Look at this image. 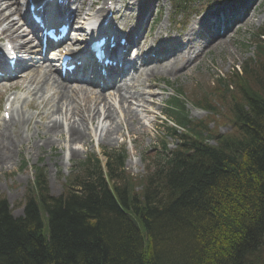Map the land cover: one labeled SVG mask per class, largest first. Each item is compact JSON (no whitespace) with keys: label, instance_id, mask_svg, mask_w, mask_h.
Here are the masks:
<instances>
[{"label":"trees","instance_id":"1","mask_svg":"<svg viewBox=\"0 0 264 264\" xmlns=\"http://www.w3.org/2000/svg\"><path fill=\"white\" fill-rule=\"evenodd\" d=\"M239 88L246 109L234 110L238 136L220 137L217 147L180 136L169 155L162 148L139 192L128 180L118 184L115 156L106 158V176L88 159L56 197L37 173L21 217L0 198V264H256L250 258L259 259L264 243V78ZM187 131L201 140L202 131Z\"/></svg>","mask_w":264,"mask_h":264},{"label":"rangeland","instance_id":"2","mask_svg":"<svg viewBox=\"0 0 264 264\" xmlns=\"http://www.w3.org/2000/svg\"><path fill=\"white\" fill-rule=\"evenodd\" d=\"M148 1L150 4L157 1L160 10L157 12L160 15V19L156 21L152 27L155 31L164 25L173 27L174 23L181 20L178 15L172 18L173 10L171 9L178 4L179 0ZM255 2H258V0H255ZM199 3L202 5L198 7L199 11L204 9L206 11V5L203 4V2ZM134 8L135 5H132L131 0H129L127 14L133 16V14H135ZM5 13L8 14L9 11ZM263 23L264 14L257 11L255 17L248 20L247 24H245L240 30L232 31V33H230L232 38L225 41L224 51L217 48L205 56L201 55L193 62V64L191 63L192 65L190 64L191 66L189 65L190 68L188 66L187 69L184 71L181 70L176 74H174L173 66L164 68L160 75L157 73L154 77L148 78L147 81L150 82L151 87L149 89L145 88L146 94L143 95V99L145 98L149 103H143V106L148 108L152 115L155 116L163 110L165 100L172 94L170 89L171 86H166L163 83L165 81H169L171 84L173 83L174 86H180L185 89L186 92L190 91L197 85H200L205 91L209 90L213 83V78H216L217 76H224L226 78V75L231 71L233 65H239L246 57L251 55L253 49L252 43L250 42V40L252 41L251 34ZM246 41L250 45L245 44L247 43ZM216 46L217 44H213L211 48L214 49ZM206 51L207 50L204 52ZM262 62L264 63V61ZM180 63L181 61H178L175 65L179 66ZM261 67L262 66H259V68L252 70L254 75L258 76L259 79L257 82L250 80L254 86L262 82L261 75H263V72ZM42 86L43 82H40L38 87L40 88ZM18 87H20L18 81L11 85L12 89H17ZM12 89L9 91L6 88L0 89V119H2V114L5 111V98L10 94V99H13L12 110L19 112L17 117L23 114L30 119L28 129L25 125L21 128L22 136H25L24 133H29V141L32 140L36 144L31 152L17 151L14 155L13 163L0 162V196L5 197L8 201L13 216H20L22 214L23 197L28 187L32 184L35 167H40L43 170L49 194L55 197L64 192L65 180L68 176L75 173V168L73 167L74 165H77V162L83 160L88 155L98 156L102 151L109 152L110 150L118 151L120 148L125 149L129 158L124 167L126 173L131 176L129 182L134 187V191L139 192L141 184L140 179L147 172L144 167L147 163L154 161L153 158L157 151L155 147H158L157 144L160 139L155 133L157 123L152 121L153 118L151 115L143 118L139 112L136 119L134 111L141 110V107L136 108L132 112L131 110L129 111V108L126 105L122 111H126L127 113H125L130 115L131 118L128 119L123 117L121 120L116 119L113 122L114 115L111 117V113H113L114 110L109 108L104 116H99V114H97V118L102 119V121H107L106 124L108 125L112 124V127H116V131L118 132L113 134L110 139H100L101 143L97 140L98 138H88V136V142L87 140L71 142L68 140L67 131L65 130L67 124L71 123L73 120L77 121L79 117H82L84 124H86L85 117L87 119L88 116L93 122L97 120L94 117L96 116L94 114L96 113V108L92 107L86 100L75 97L71 94L72 98L75 100L73 103L75 108L73 109V106L70 107L71 111L67 113V117L62 118V120L65 119V122L62 121L61 126L62 135L58 132L52 134L50 136L51 146H46L42 145L36 137L38 133H45L48 120L40 122L37 119V113L43 111L48 116L53 115L54 118H56L58 117V112L56 109L52 112L51 110L47 111L43 109L40 104L37 103L39 101L37 99L33 101L32 94H29L26 90L13 93ZM69 93L70 90H67V94ZM73 94H77V92H73ZM86 98L88 97L86 96ZM31 103H34L37 107L32 106ZM51 103H53V101L49 100L44 104L50 106ZM77 110L81 112L79 116H76ZM187 110L191 119L200 120L204 118V123L209 124L213 133L231 135L234 132L232 123L229 120V114H220L218 117H205L207 113H203L193 108L189 103L187 105ZM106 115L108 117H106ZM26 117L23 120H25ZM67 118H69V121H67ZM15 119L16 118L12 120L13 123L16 121ZM61 129L59 126L58 131L61 132ZM106 129H109V127ZM91 132L92 131H90V134L93 135ZM161 142H168L170 144L171 139L165 138V140H162ZM2 151H4V148ZM4 157H6V160L9 159V156ZM99 158L102 159L101 156H99ZM260 246L261 247L258 249L261 253L259 259L250 258L251 261H256V264H262L264 262V243L260 244Z\"/></svg>","mask_w":264,"mask_h":264},{"label":"bare ground","instance_id":"3","mask_svg":"<svg viewBox=\"0 0 264 264\" xmlns=\"http://www.w3.org/2000/svg\"><path fill=\"white\" fill-rule=\"evenodd\" d=\"M14 3V2H13ZM10 4L4 0H0V37L2 34H4V30H11L12 26H16L17 23L13 21H8L7 22V18H5V13L4 10L7 9V7H9ZM60 8V6H59ZM222 17V15H220ZM7 22V23H6ZM217 22V21H215ZM21 27H17L14 31L15 34H13V32H10V35H13L14 37H19L20 39H22L23 37L26 38L27 36V31L26 30H22L21 33H19ZM25 34V35H24ZM22 35V36H21ZM24 35V36H23ZM28 42V40H27ZM26 41H23L22 45L23 47L26 46L27 44ZM22 47V48H23ZM19 49V48H18ZM193 51V50H192ZM35 65H31L27 68H20V73L16 74L11 81L18 79L17 75H21L24 73H28V77L25 78V80L28 83V86L26 87V91L28 93H32L33 94V101H35V99H37L40 104V106L49 111L51 109V106H47L44 103H46L49 100L53 99L54 100L57 98V108L56 111L58 112V117L54 118L53 115H47L45 114L43 111L38 112L37 113V119L40 122H44L45 120H48L47 124H46V131L45 133H38L36 139H38L42 145H46V146H51V135L55 134L56 132H58L60 135H62V121L65 122V119L62 120V118H66L67 117V113L70 111V107L73 106V103L75 102V100L73 99H65L63 100L62 97H58L60 96L64 91H65V87L64 85H62V83H59L57 78L55 77L56 75L53 73L52 69L50 68V65L47 64L46 67V71L45 72H35L33 70V67ZM18 67V65H17ZM41 67V66H39ZM176 69H180V66H175ZM190 68V66H189ZM148 76V75H145ZM148 79H142V80H138L136 81V79H134L135 84L132 86L131 90L134 91L132 94L129 93H124L121 96H118L119 100L118 102H123V101H128L133 99L135 96H139L141 97L142 94L145 93L144 89L145 87H147L148 89L151 87L150 83L145 84V82ZM43 82V86L36 89V87L39 86L40 82ZM51 83V84H50ZM95 85V84H94ZM48 87V88H47ZM48 94V95H46ZM82 95V94H81ZM76 97L79 98V95H77ZM111 104H113L112 106H109L110 108H112V110H115L116 108V102L114 100H112L110 102ZM32 106L37 107V105H35L34 103H31ZM105 107V105L103 106V108ZM75 107L73 106V109ZM102 108H98V112L101 110ZM64 110V112H63ZM108 110V108H107ZM123 108L121 107H117L116 108V112L117 113H112V115L115 116V118H113V122L116 119H121L123 117H126L128 119L131 118L130 115H127L124 111ZM11 112V110H10ZM129 112V111H128ZM19 112L16 111H12V114H14V117L12 116L11 119L8 120V122H6L4 119L2 121V124L0 125V162L1 163H7V162H11L13 163L14 161V155L17 151L21 152V151H25V152H31L33 150V148L36 146L35 142H33L32 140L29 141V133H24L25 136H22V132H21V128L23 125H25V127L28 129V125L30 123V119H28L25 115L21 114L20 116L17 117V114ZM81 114V112L79 110H77L76 112V116H79ZM98 114V113H97ZM96 115V113H95ZM26 117L25 120H23ZM95 117V116H94ZM106 117H108L106 115ZM14 118H16L15 122H11ZM60 126L61 132L58 131V127ZM67 128L65 129L67 131V135H68V140L71 142H76V141H85L87 139V136H89L88 131V125L84 124V121L82 119V117H79L77 119V121L73 120L71 123L66 125ZM109 129H106L108 128ZM112 124H106V122H101V121H97L95 129L97 131V136L98 139L100 141V139L102 140H106V139H110L111 136L113 134H115L116 132V127H112ZM63 130V131H65ZM4 148V151H2V149ZM4 156H9V159L6 160V157Z\"/></svg>","mask_w":264,"mask_h":264}]
</instances>
